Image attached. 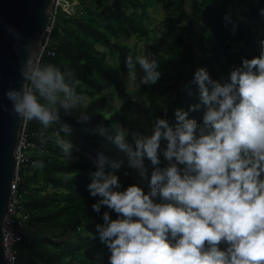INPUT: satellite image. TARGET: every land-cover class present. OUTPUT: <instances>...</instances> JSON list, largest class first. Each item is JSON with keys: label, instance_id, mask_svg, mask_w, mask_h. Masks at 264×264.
Masks as SVG:
<instances>
[{"label": "clouds", "instance_id": "9594fccd", "mask_svg": "<svg viewBox=\"0 0 264 264\" xmlns=\"http://www.w3.org/2000/svg\"><path fill=\"white\" fill-rule=\"evenodd\" d=\"M8 30L22 39L11 26ZM23 50L24 83L5 93L11 114L36 120L44 129L60 123L61 109L65 114L78 111V121L86 122L88 97L76 92L73 73L34 63L35 43L23 45ZM137 64L144 73L139 83L156 84L161 77L158 60L129 54L126 66L133 82ZM192 82L198 86L199 103L188 111L176 109L174 125L158 118L151 135L134 134V144L123 130L107 136L147 184V193L136 184L119 190L115 173L123 160L109 161L103 153L95 160L97 170L87 186L91 197H99L92 210L99 214L106 206L117 214L111 219L104 212L103 224L96 225L110 252L109 264H264V41L259 56L243 59L229 82L213 80L203 67L195 71ZM202 106V123L189 118V112ZM72 131L68 123H60L55 133V143L67 160L74 146L65 137ZM98 131L106 134L103 128ZM161 154L167 161L164 167ZM106 165L112 171L106 172ZM34 166L43 168L44 163L35 161ZM221 244L226 245L223 250Z\"/></svg>", "mask_w": 264, "mask_h": 264}, {"label": "trees", "instance_id": "16d2710c", "mask_svg": "<svg viewBox=\"0 0 264 264\" xmlns=\"http://www.w3.org/2000/svg\"><path fill=\"white\" fill-rule=\"evenodd\" d=\"M160 4L171 7L170 13L152 27L146 22L149 9ZM241 5H245L243 19L237 21L230 10ZM262 9L264 0H79L78 11L70 17L59 13L50 34L55 53L43 56L39 66L53 64L73 73L76 92L88 97L89 119L80 122L78 111L65 114L61 109L60 123L73 129L65 137L74 146L71 160L55 143L60 123L44 129L36 120L28 122L33 148L31 161L19 169L20 210L26 215L21 219V240L15 244L19 264H109L110 252L96 225L103 224L104 212L111 219L117 214L106 206L99 214L93 211L99 197H91L87 187L97 170L98 155L103 153L111 161L117 153L105 145L109 141L105 135L121 125L134 144V134L143 131L134 123L138 115L152 125L158 118L174 125L176 109L188 111L199 103L198 86L192 81L201 67L213 80L229 82L231 71L243 59L260 54ZM132 39L146 41V53L158 57L161 72L156 84H142L136 94L127 90L123 80L128 74L126 57L137 55L129 43ZM114 97L121 99L120 106L109 111V99ZM203 112L202 106L189 112V118L202 123ZM101 128L105 135L99 134ZM165 147L162 140L161 149ZM160 159L164 167L162 154ZM35 161H42L44 167H35ZM105 171L109 172L108 165ZM120 182V191L133 184L149 191L130 173Z\"/></svg>", "mask_w": 264, "mask_h": 264}, {"label": "water", "instance_id": "95a60500", "mask_svg": "<svg viewBox=\"0 0 264 264\" xmlns=\"http://www.w3.org/2000/svg\"><path fill=\"white\" fill-rule=\"evenodd\" d=\"M52 7L53 0H0V264H5L4 233L17 230L8 229L5 219L17 172L15 149L23 121L11 114L12 105L5 93L9 89L19 90L24 83L21 68L27 53L23 45L35 43L39 53ZM9 26L22 39L17 40L9 32Z\"/></svg>", "mask_w": 264, "mask_h": 264}, {"label": "built area", "instance_id": "2783aa9c", "mask_svg": "<svg viewBox=\"0 0 264 264\" xmlns=\"http://www.w3.org/2000/svg\"><path fill=\"white\" fill-rule=\"evenodd\" d=\"M79 9V0H53V7L50 16L49 25L46 28L44 39L40 45L39 53L36 58V64L43 56H53L55 48H51L50 34L56 24L59 13H64L66 17H70L75 11ZM28 122L27 120L22 121L19 139L15 149V161L17 166V172L15 174L14 181L11 186V202L7 211L5 223L8 229H17L12 232L5 231L4 233V254L5 264H19L17 262V253L15 244L21 240V219H25V213L21 212V200L22 193L19 192V169L20 167L31 161L30 152L33 148L32 142L29 140L28 133Z\"/></svg>", "mask_w": 264, "mask_h": 264}, {"label": "rangeland", "instance_id": "374dc122", "mask_svg": "<svg viewBox=\"0 0 264 264\" xmlns=\"http://www.w3.org/2000/svg\"><path fill=\"white\" fill-rule=\"evenodd\" d=\"M245 7V5H241L238 6L237 8H232L230 10V13L232 15H234L235 19L237 21H241L243 19V15L241 13V9H243ZM170 9L171 7L166 6L164 4H160L156 7V9L152 10L151 8L149 9V13H150V19L148 21H146L148 23V25L154 27L156 25H160V21L170 13ZM131 45H133L135 47L136 53L137 55H149L146 53V47H147V43L145 40H140V39H132L129 42ZM150 58L151 57H155L152 55H149ZM158 60V57H155ZM136 70H137V80L135 82L131 81L130 78H128V74L125 75L123 77L124 83L127 87V90L130 91L133 94H136L139 87L142 85L139 83L140 78L144 75L143 71L140 69V66L137 64L136 65ZM159 71V70H158ZM230 76V75H229ZM113 94V93H112ZM120 102L121 99L120 98H112L109 99V111H114L116 110L119 106H120ZM134 123L136 126H140L143 128V131H141L138 135H144V136H149L152 133V123L150 121H148V119L143 116V115H138L136 118H134ZM123 130V127L121 125L115 126L114 128L111 127L110 131H109L105 136H112L115 135L117 130ZM105 145L110 147L112 149L113 152H117L115 157L111 160H115V161H120L123 160L124 164L123 166L119 169L116 170V173L119 177L120 180L125 176L124 172L127 171L130 174H132L140 183H142L137 177H136V173L135 170L131 169L128 167V162H127V157L124 153H122L121 151H119V149L110 141H106ZM165 166L167 165V161L165 162ZM109 171H112V169L109 166Z\"/></svg>", "mask_w": 264, "mask_h": 264}]
</instances>
